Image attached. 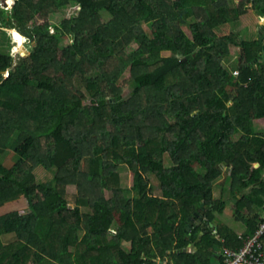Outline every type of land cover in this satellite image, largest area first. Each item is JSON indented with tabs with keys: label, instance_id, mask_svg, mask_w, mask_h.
Segmentation results:
<instances>
[{
	"label": "trees",
	"instance_id": "1",
	"mask_svg": "<svg viewBox=\"0 0 264 264\" xmlns=\"http://www.w3.org/2000/svg\"><path fill=\"white\" fill-rule=\"evenodd\" d=\"M69 4L76 14L51 33L48 15ZM226 9L224 0L0 6V27L32 43L17 57L0 44V264H222L225 247H241L256 231L264 219V61L238 75L223 66L236 42L213 28L237 18ZM63 34L73 40L66 48ZM132 43L139 47L127 54ZM261 45L245 44L249 62ZM128 67L125 91L119 80ZM120 165L131 171L129 189ZM37 166L56 168L49 184L36 182ZM224 173L242 236L212 212L226 208L214 199ZM190 245L196 250L185 252Z\"/></svg>",
	"mask_w": 264,
	"mask_h": 264
},
{
	"label": "rangeland",
	"instance_id": "2",
	"mask_svg": "<svg viewBox=\"0 0 264 264\" xmlns=\"http://www.w3.org/2000/svg\"><path fill=\"white\" fill-rule=\"evenodd\" d=\"M13 5H14V0H0V6L4 7L5 9H11L13 7ZM77 10H78L77 6L69 4L68 6H65L64 8H61L60 11L51 12L48 15V22L53 24V25H50L51 26L50 27L51 33L55 31L54 24H57V25L60 24V22L63 19L68 18L71 14H76ZM193 20H194V18H191V21H193ZM39 22H43V21L41 19H39ZM188 27L189 26L186 24L182 25V28L185 30V32L189 36H191V38H193ZM142 28H143L144 32H147V34H149L150 36L152 35V28H151L150 22H143ZM5 32H7V35L5 34ZM14 34H17V36L20 37L21 44H18L17 40L15 39ZM60 38H61L60 42H61L62 48L68 47L73 42L72 38L68 34H63ZM0 44H4L2 47L6 50H10L14 57H17L19 55V53L22 55H26L30 52V50L32 48L31 40L26 36L24 38L16 28L14 29V28H1L0 27ZM137 47H139L138 43H132V45L130 44L129 46L125 47V52L127 54H129L132 51H135L137 49ZM171 53H172L171 51L165 50L162 54H163V56L164 55L170 56ZM229 62H230V57L228 56V57L223 59L222 64L225 68H228L230 71L234 68L229 67ZM8 74H6V75L8 76ZM129 76H130V67H128L122 73L121 78L119 80V86H123L125 91L129 90V88L132 87L131 84H130L131 85L130 86L128 84V82H126V80L129 79ZM6 152H5L6 156L2 157L3 162L5 163V165L11 166L15 161L14 160L15 159L14 154H13V152H10V150H7ZM164 164L167 167H171L174 165L173 160L168 155H166L164 157ZM55 170H56L55 167L52 170H49V169L44 168L43 166H37L33 171L36 182L38 184H41V183L49 184L55 175ZM118 175H119L120 184H121L122 188L123 189H129L132 185V174H131L129 167L127 165H120L118 167ZM149 176H150L151 182L153 184L154 194L161 195L162 191H161L159 180L155 176H151V175H149ZM217 183L220 184V186L219 187L216 186L218 188L214 189V199L224 198V200L226 199L227 204H226V208L224 209L223 213H220L219 211L212 210V212L214 213V216L224 223L226 221L228 224H231L229 226H231L232 228H233V226H235L234 224L237 221H238V224L241 223L239 225L244 224L241 220H237V218L235 217L236 211L232 207L233 202L231 201L230 194L228 193L231 186H232V178L228 177V175L226 173H224V175L216 182V184ZM67 191H69L70 193H76L77 192L76 186L75 185L68 186ZM127 193H129V191ZM106 196L108 198H111L112 193L107 190ZM259 209L260 208H257V206H253L254 213H259V211H260ZM21 212H24L23 208L21 209ZM262 215L264 216V211L262 212ZM213 222L215 224L214 228H216V226H217L216 222L217 221H213ZM227 223H225V224H227ZM235 228H237V226L234 227L233 229H235ZM245 228L247 230V227H245ZM221 241H222V239H221ZM127 248H128V246H127ZM215 261L216 260L214 258H211V262H215Z\"/></svg>",
	"mask_w": 264,
	"mask_h": 264
},
{
	"label": "crops",
	"instance_id": "3",
	"mask_svg": "<svg viewBox=\"0 0 264 264\" xmlns=\"http://www.w3.org/2000/svg\"><path fill=\"white\" fill-rule=\"evenodd\" d=\"M247 1H248L247 4H244L245 0H224V5L227 8L226 10L236 11L237 18L230 20L227 19V21L216 24L213 28V31L217 35V37L228 38L232 36L234 41L236 42L234 44L232 43L229 48L230 50L229 67L234 68L229 72L232 73L233 75L236 74L238 75L240 72V68L244 64H249V65L255 64V66L258 67V64L255 62H257V60L259 59L261 61H264V12H262L261 9L257 7L256 0H247ZM243 9L244 11H242ZM253 42L261 43L262 48H256V50H254V53L255 54L257 53V56L255 59L249 62L248 54L246 53L245 44L253 43ZM203 215L204 214L200 215L199 220L201 219V217H203ZM225 223L227 222L225 221ZM239 224L238 221L235 222L234 224L235 226H233V228L237 226V228L235 229L229 226L231 224L227 223L226 225L229 226L237 235L242 236L246 233L247 230L245 228L246 227L245 224L242 225ZM203 225L205 226V224ZM210 226L215 227L214 223L210 224ZM202 235L203 232L200 233V236ZM187 249L188 250L185 252H192L196 250L194 246L191 245Z\"/></svg>",
	"mask_w": 264,
	"mask_h": 264
},
{
	"label": "built area",
	"instance_id": "4",
	"mask_svg": "<svg viewBox=\"0 0 264 264\" xmlns=\"http://www.w3.org/2000/svg\"><path fill=\"white\" fill-rule=\"evenodd\" d=\"M222 264H264V219L241 247L224 248Z\"/></svg>",
	"mask_w": 264,
	"mask_h": 264
},
{
	"label": "bare ground",
	"instance_id": "5",
	"mask_svg": "<svg viewBox=\"0 0 264 264\" xmlns=\"http://www.w3.org/2000/svg\"><path fill=\"white\" fill-rule=\"evenodd\" d=\"M14 32V31H13ZM15 33V32H14ZM15 39L17 40L18 44H21V39L19 36H17V34H14Z\"/></svg>",
	"mask_w": 264,
	"mask_h": 264
},
{
	"label": "water",
	"instance_id": "6",
	"mask_svg": "<svg viewBox=\"0 0 264 264\" xmlns=\"http://www.w3.org/2000/svg\"><path fill=\"white\" fill-rule=\"evenodd\" d=\"M20 33V32H19ZM21 34V33H20ZM22 35V34H21ZM24 38H25V36L24 35H22ZM180 54V53H179ZM8 74V73H7ZM201 221L203 220V217H201V219H200ZM203 228L205 229V226L203 225ZM188 249L186 248V249H184V251H187Z\"/></svg>",
	"mask_w": 264,
	"mask_h": 264
}]
</instances>
